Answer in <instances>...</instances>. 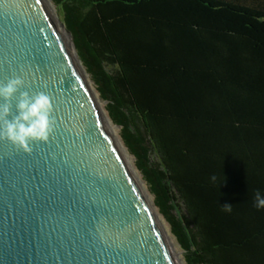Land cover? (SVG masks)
I'll use <instances>...</instances> for the list:
<instances>
[{
    "label": "trees",
    "instance_id": "16d2710c",
    "mask_svg": "<svg viewBox=\"0 0 264 264\" xmlns=\"http://www.w3.org/2000/svg\"><path fill=\"white\" fill-rule=\"evenodd\" d=\"M53 2L187 264H264V0Z\"/></svg>",
    "mask_w": 264,
    "mask_h": 264
},
{
    "label": "water",
    "instance_id": "95a60500",
    "mask_svg": "<svg viewBox=\"0 0 264 264\" xmlns=\"http://www.w3.org/2000/svg\"><path fill=\"white\" fill-rule=\"evenodd\" d=\"M68 32L49 0H0V84L55 120L30 151L0 139V264H181Z\"/></svg>",
    "mask_w": 264,
    "mask_h": 264
},
{
    "label": "clouds",
    "instance_id": "9594fccd",
    "mask_svg": "<svg viewBox=\"0 0 264 264\" xmlns=\"http://www.w3.org/2000/svg\"><path fill=\"white\" fill-rule=\"evenodd\" d=\"M24 80L20 77L11 78L6 84H0V139H7L13 145L30 151L36 142H47L55 130L52 116L54 107L51 98L43 93L32 96L27 91H20ZM19 93L16 103V115H13L11 101ZM254 207L264 209V192L257 189L254 193ZM230 210L231 204H224Z\"/></svg>",
    "mask_w": 264,
    "mask_h": 264
},
{
    "label": "rangeland",
    "instance_id": "374dc122",
    "mask_svg": "<svg viewBox=\"0 0 264 264\" xmlns=\"http://www.w3.org/2000/svg\"><path fill=\"white\" fill-rule=\"evenodd\" d=\"M51 1H52V3H53L54 7L56 8L55 11H56L58 14H60V15L62 16V19H63V21H64V18H63V14H62V12L58 9V7H57L56 4L53 2V0H51ZM83 67H84V66H83ZM84 68H85V67H84ZM86 72H87V71H86ZM87 74H88V73H87ZM88 76H89V78L92 80V78H91V76H90L89 74H88ZM92 81H93V80H92ZM92 84H93V86L96 88L95 83L92 82ZM96 91L98 92L97 88H96ZM98 95H99V97H100L99 92H98ZM100 101H101V104L105 107V106H106V102L102 101L101 98H100ZM105 111H107V110H106V107H105ZM106 113L108 114V112H106ZM108 116H109V114H108ZM109 119H110V118H109ZM110 121L112 122V120H110ZM112 125H113V128H114V131L117 132L118 136L120 137V139H121V141H122V143H123V140H122V138H121V128L118 127V126H116L113 122H112ZM123 145H124L125 149L127 150V152H128V154H129V156H130V158H131V160H132L134 166L136 167V171H137L138 168H137V166H136V159H135V157L129 152V150L127 149V147L125 146L124 143H123ZM150 160H151V163H152V164L157 162V159H156V157H155L154 155H151V156H150ZM137 172L139 173V175H140L142 181L145 183L146 188H147V191H148L149 195L152 197L153 202H154V196L149 192V190H148V186H147V183L144 181L142 174L140 173L139 170H138ZM154 205H155V204H154ZM155 208H156L157 211L159 210L158 207L155 206ZM158 214L162 217L164 223H165V224L167 223V224H166L167 229H170L169 231H170L171 236H172V238H173V240H174V242H175L176 248H177V250L182 254L181 256H182V258H183L185 264H187V261H186V259H185V252L183 251V249H182L181 245L179 244V242H178V240H177L175 234L173 233V231H172V227H171L170 223L167 221L166 217H165L160 211H158ZM173 214L176 215V216H178V217H180V214H181V213H180L179 209H177V210H174V211H173Z\"/></svg>",
    "mask_w": 264,
    "mask_h": 264
},
{
    "label": "bare ground",
    "instance_id": "6f19581e",
    "mask_svg": "<svg viewBox=\"0 0 264 264\" xmlns=\"http://www.w3.org/2000/svg\"><path fill=\"white\" fill-rule=\"evenodd\" d=\"M50 1V3L53 5V3H52V1L51 0H49ZM53 7H54V5H53ZM54 9H56L55 7H54ZM67 32H68V30H67ZM68 36H69V41H70V46H71V49L73 50V52L75 53V55L77 56V58L79 59V57H78V54H77V51H76V49H75V46L73 45V42H72V39H71V36H70V34H69V32H68ZM79 61H80V59H79ZM81 62V61H80ZM82 64V63H81ZM82 66H83V64H82ZM85 69V68H84ZM86 70V69H85ZM88 78H89V76H88ZM89 81H90V84L92 85V87H93V89L95 90V92L97 93V96H98V98H99V100H100V97H99V95H98V92L96 91V88L93 86V84H92V80L89 78ZM101 102V101H100ZM103 106V105H102ZM103 109H104V112H105V115H106V118H107V121H108V123H109V126H110V128L114 131V128H113V125H112V122L110 121L111 119H109L110 117L108 116V114L106 113L107 111H105V107L103 106ZM116 134H117V132L116 131H114ZM117 136H118V134H117ZM119 137V136H118ZM119 139H120V137H119ZM120 141H121V139H120ZM121 143H122V141H121ZM123 144V143H122ZM124 146V145H123ZM136 168V167H135ZM138 171V170H137ZM137 174H138V177H139V180H140V183L142 184V186L144 187V189L147 191V188H146V185H145V183L142 181V179H141V177H140V175H139V173L137 172ZM147 194H148V196H149V198H150V200H151V202H152V204H153V206H154V208H155V203L153 202V199H152V197L149 195V193H148V191H147ZM156 209V208H155ZM157 211V210H156ZM159 211V210H158ZM158 211H157V213H158ZM160 216V215H159ZM161 217V216H160ZM162 218V217H161ZM167 224V223H166ZM170 229H168V232H169V235H170V238H171V241H172V243H173V246H174V248H175V251H176V253H177V256H178V258H179V260H180V262H181V264H185V262H184V260H183V258H182V254L177 250V248H176V245H175V242H174V240H173V238H172V236H171V233H170V231H169Z\"/></svg>",
    "mask_w": 264,
    "mask_h": 264
}]
</instances>
